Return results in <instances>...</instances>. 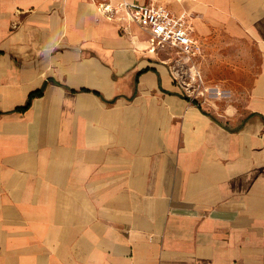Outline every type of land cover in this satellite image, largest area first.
<instances>
[{
	"label": "crops",
	"instance_id": "obj_1",
	"mask_svg": "<svg viewBox=\"0 0 264 264\" xmlns=\"http://www.w3.org/2000/svg\"><path fill=\"white\" fill-rule=\"evenodd\" d=\"M122 1L190 12L242 107L189 101ZM0 264H264V0H0Z\"/></svg>",
	"mask_w": 264,
	"mask_h": 264
},
{
	"label": "built area",
	"instance_id": "obj_2",
	"mask_svg": "<svg viewBox=\"0 0 264 264\" xmlns=\"http://www.w3.org/2000/svg\"><path fill=\"white\" fill-rule=\"evenodd\" d=\"M98 9L108 17L120 11L128 21L136 23L147 33V50L167 54L162 61L168 64L173 80L189 101L197 102L199 98L205 101L222 95V90L208 84L202 75L200 59L203 47L194 35L193 15L190 12L173 11L159 3L128 1L115 6L100 2ZM171 53L174 55L171 56Z\"/></svg>",
	"mask_w": 264,
	"mask_h": 264
},
{
	"label": "rangeland",
	"instance_id": "obj_3",
	"mask_svg": "<svg viewBox=\"0 0 264 264\" xmlns=\"http://www.w3.org/2000/svg\"><path fill=\"white\" fill-rule=\"evenodd\" d=\"M212 44L204 43L205 57L202 60V73L204 80L210 85L218 84L222 90V95L218 98H213L211 101H215L219 104L218 108L223 107L226 104H231L237 109L242 107L243 102L247 97V89L250 84V78L242 77V71H227L225 66L227 61L219 60L213 55ZM225 49H228V45H225ZM167 55V54H166ZM166 55L161 54V59ZM171 56L174 53L170 54ZM170 62V61H168ZM172 62V61H171ZM166 65L168 70V64ZM198 101L203 100L201 98Z\"/></svg>",
	"mask_w": 264,
	"mask_h": 264
},
{
	"label": "trees",
	"instance_id": "obj_4",
	"mask_svg": "<svg viewBox=\"0 0 264 264\" xmlns=\"http://www.w3.org/2000/svg\"><path fill=\"white\" fill-rule=\"evenodd\" d=\"M42 91H43V87L35 90V91H32L28 94V97H27V100L25 102V104L23 106H20V107H15L14 110H18V111H23L25 110L29 105H30V102L32 100V98H34L35 96H39L42 94ZM196 101H193V103H195Z\"/></svg>",
	"mask_w": 264,
	"mask_h": 264
},
{
	"label": "bare ground",
	"instance_id": "obj_5",
	"mask_svg": "<svg viewBox=\"0 0 264 264\" xmlns=\"http://www.w3.org/2000/svg\"><path fill=\"white\" fill-rule=\"evenodd\" d=\"M147 56H148V54H147Z\"/></svg>",
	"mask_w": 264,
	"mask_h": 264
}]
</instances>
